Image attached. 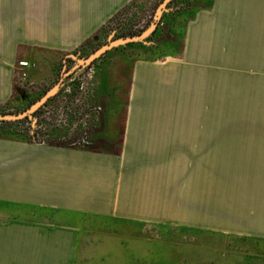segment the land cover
I'll list each match as a JSON object with an SVG mask.
<instances>
[{"label":"crops","instance_id":"crops-1","mask_svg":"<svg viewBox=\"0 0 264 264\" xmlns=\"http://www.w3.org/2000/svg\"><path fill=\"white\" fill-rule=\"evenodd\" d=\"M132 1L156 0H0V108L20 61L76 51ZM166 20L177 33L164 55L118 77L128 85L120 143L0 137V264H73L80 217L264 240V143H180L214 71L264 68V0H210L192 18Z\"/></svg>","mask_w":264,"mask_h":264},{"label":"rangeland","instance_id":"rangeland-1","mask_svg":"<svg viewBox=\"0 0 264 264\" xmlns=\"http://www.w3.org/2000/svg\"><path fill=\"white\" fill-rule=\"evenodd\" d=\"M153 8L154 4H148L123 19L120 16L110 28L119 26L121 33L140 31L150 23ZM170 35L166 27L160 37L164 40L161 44L164 50H167L165 41ZM94 36H97L96 41ZM110 40V36L96 31L86 40L81 58H87ZM39 55L44 59L31 61L35 68L29 71L26 83L21 85L16 77L15 85L29 97L27 101L15 100L13 110L25 108L76 65L73 60H66L65 52ZM138 58L148 57L134 47L112 50L92 68L77 70L73 76L78 86L75 92L64 80V90L38 115L44 125L51 122L66 137L61 141L52 138V141L77 143L80 147L85 145L97 150H107L112 146L108 143H120L128 85L123 80L117 84L118 77L127 75L126 64ZM34 71H39L36 72L39 76H34ZM212 80L205 85L210 98L197 110L194 122L195 117H190L191 122L186 125L190 131H182L180 143H264V68L248 67L244 72L230 68L227 74L214 71ZM71 111L76 115H71ZM38 139L46 141L42 137ZM75 222L80 235L73 264H264L263 239L165 225L129 227L96 217H80Z\"/></svg>","mask_w":264,"mask_h":264},{"label":"trees","instance_id":"trees-1","mask_svg":"<svg viewBox=\"0 0 264 264\" xmlns=\"http://www.w3.org/2000/svg\"><path fill=\"white\" fill-rule=\"evenodd\" d=\"M162 0H156L154 4V9L160 4ZM149 1L146 2H140V1H132L125 7H123L120 11H118L107 23L100 29L101 34H106L107 37L110 36V41L118 39V38H125V37H130V36H136L142 33V31L149 25V23L146 24L143 29L140 31L136 32H131L128 31L126 33H121V28L119 26H115L110 28V25L113 23L117 22L121 18L123 19L126 15H128L130 12L141 9L142 7L146 6ZM210 0H172L170 4L167 6L166 11H164L160 17V20L158 21L155 29L152 31V33L147 36L143 41L141 42H135V43H130L125 46H120L116 49L113 50H118L121 48H129V47H134L139 53L146 55L147 57L154 58V57H161L163 54V46L161 44L163 43L164 40H160V37L163 36L164 30H166V18L167 16H176V17H186V18H192V15L194 11L198 8H204L209 6ZM154 12V11H153ZM152 18H150L151 20ZM121 20V19H120ZM120 28V29H119ZM118 29L120 32H118ZM174 35H176L175 32H171ZM166 43V41H165ZM167 44V43H166ZM86 45H82L79 49L78 52L75 51L74 54L82 57L81 54L84 53L86 50ZM165 46V45H164ZM166 48V47H165ZM80 51V52H79ZM111 51H107L104 55H102L100 58L96 59L94 63L91 65H95L99 60H101L105 55H107ZM88 68L86 67H78L76 70H71L68 73L69 79L72 78V81H70L69 85L72 87V90L74 92L76 91V86L75 79H73V76L77 73V70L83 71L84 69ZM64 89L61 88L60 91L56 95H54L52 98H50L40 109H38L34 114H32L31 118H24L19 121H11V122H5V121H0V137L1 138H11V139H16V140H22L28 143H44L50 146H55V147H61V148H79V149H84V150H90L92 148H88L85 145L80 147L76 144L70 145V143L65 142H55L52 141V138L58 139V140H65L66 137L65 135H62L59 131V129L52 125L51 122H48L47 124H43L41 122V119H39L38 115L41 113L57 96L62 92ZM78 91V90H77ZM46 90L43 91L41 94H39L33 101L29 102L25 108H22L20 110H9L8 106L13 105L15 100L18 101H27L28 99V94L19 89L16 85H14V97L12 101L8 104H6L4 107L0 108V114H16L20 113L27 108H29L34 102H36L43 94H45ZM72 94H68V97L70 98ZM13 107V106H12ZM71 115H76L74 111L69 112ZM32 118H36V122L33 124L32 123ZM27 123V125H26ZM38 137H42L44 140L38 139ZM74 142V141H73ZM196 231H200L197 229H192ZM209 234H214L213 232H207V231H201ZM220 234V233H217Z\"/></svg>","mask_w":264,"mask_h":264},{"label":"water","instance_id":"water-1","mask_svg":"<svg viewBox=\"0 0 264 264\" xmlns=\"http://www.w3.org/2000/svg\"><path fill=\"white\" fill-rule=\"evenodd\" d=\"M172 0H162V2L156 8L153 18L148 25V27L142 31L139 35L130 36L125 38H118L112 41H109L107 44L102 45L94 52H92L87 58H78L73 54L67 55V57L72 58L76 61V65L72 70H76L78 67H86L93 63L96 59L100 58L104 55L107 51H112L120 46H125L130 43L141 42L147 36H149L152 31L155 29L160 17L164 11H166L168 4ZM93 40H97V36L93 37ZM64 76H62L57 83H55L43 96H41L36 102H34L29 108L26 110L16 113V114H0V121L11 122V121H19L24 118H31L32 114H34L38 109H40L50 98L60 91V89L64 86ZM32 123L36 122V118H32Z\"/></svg>","mask_w":264,"mask_h":264},{"label":"built area","instance_id":"built-area-1","mask_svg":"<svg viewBox=\"0 0 264 264\" xmlns=\"http://www.w3.org/2000/svg\"><path fill=\"white\" fill-rule=\"evenodd\" d=\"M18 67H19V72L17 74L18 80H19V83L22 85L26 83L28 73L30 70L35 68V64L30 61H20L18 63Z\"/></svg>","mask_w":264,"mask_h":264},{"label":"flooded vegetation","instance_id":"flooded-vegetation-1","mask_svg":"<svg viewBox=\"0 0 264 264\" xmlns=\"http://www.w3.org/2000/svg\"><path fill=\"white\" fill-rule=\"evenodd\" d=\"M161 2H162V1H161ZM161 2H160V3H161ZM169 4H170V3H169ZM169 4H168V5H169ZM157 7H158V6H157ZM157 7H156V8H157ZM155 10H156V9H155ZM154 12H155V11H154ZM153 15H154V13H153ZM152 18H153V16H152ZM151 20H152V19H151ZM150 22H151V21H150ZM149 24H150V23H149ZM147 27H148V26H147ZM147 27H146V28H147ZM146 28H145V29H146ZM145 29H144V30H145ZM144 30H143V31H144ZM67 55H69V54H67ZM67 55H66V60L71 59V61H72L73 59L70 58V57H67ZM73 55H74V54H73ZM75 56H77V55H75ZM77 57H78V58H81V57H79V56H77ZM87 57H88V56H87ZM73 61H74V63H76L75 60H73ZM64 63H66V61H65ZM93 63H94V62H93ZM91 64H92V63H91ZM91 64L88 65V69H90V68H92V67L94 66V65H91ZM64 66H65V65H64ZM73 68H74V67H73ZM73 68L69 69L67 72L64 73V78H63V79H64L66 82H67V80L69 79L68 73H69ZM60 78H61V77H60ZM60 78H59V79H60ZM73 78H74V77H73ZM74 79L76 80V78H74ZM71 81H72V80H71ZM57 82H58V81H57ZM63 87H64V86H63ZM63 87H62V88H63Z\"/></svg>","mask_w":264,"mask_h":264}]
</instances>
